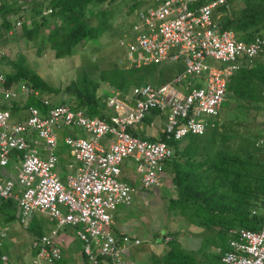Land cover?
<instances>
[{
    "label": "built area",
    "instance_id": "1",
    "mask_svg": "<svg viewBox=\"0 0 264 264\" xmlns=\"http://www.w3.org/2000/svg\"><path fill=\"white\" fill-rule=\"evenodd\" d=\"M141 1L147 6L139 11L132 33L120 41L129 65L182 64L185 70L159 87L115 91L107 98L112 112L109 119L90 118L66 105L50 107L46 115L30 106L26 117L15 119L12 102L19 93L8 87L0 67V199L18 203V218L26 228L37 213L49 216L58 228L73 227L89 264H100L101 258L114 264L123 261V247L114 236L113 213L120 206L130 205L136 193V188L122 179L125 164L133 163L143 188L161 186L165 163L174 155L167 141H184L215 127L232 77L264 49V38L248 44L235 33L220 29L214 14L230 0L204 4L201 2L205 0ZM1 48L0 40V55H4ZM212 62L225 66L218 68ZM196 81L207 85L197 87ZM25 92L39 95L34 90ZM43 102L50 106L47 99ZM154 111L165 117L162 135L166 141L152 142L138 136L139 127ZM66 128L81 130L88 138L65 137L80 169L64 183L56 171V149L58 132ZM106 138L111 141L108 148L102 143ZM257 145L264 147V139ZM15 153L20 163L16 178H4L2 171ZM258 213V209L253 211V215ZM261 214L264 217V211ZM230 234V249L222 258L223 264H264V224L258 230L232 229ZM5 235L0 232V237ZM55 235L53 232L33 240L31 264H59L63 255ZM3 261L8 260L3 257Z\"/></svg>",
    "mask_w": 264,
    "mask_h": 264
},
{
    "label": "trees",
    "instance_id": "2",
    "mask_svg": "<svg viewBox=\"0 0 264 264\" xmlns=\"http://www.w3.org/2000/svg\"><path fill=\"white\" fill-rule=\"evenodd\" d=\"M4 0L1 3V12L3 14L2 33L7 34L14 28L12 20L7 15L12 14L14 17L21 12L18 0L12 5ZM119 0H53L52 14L61 19L65 27L55 26L50 29V35L46 37L47 43L51 44L55 51L57 59L67 58L77 50L79 45L88 40H99L106 31V22L102 21L98 27L89 23L90 15L95 16L94 6L107 2L115 3ZM140 1V0H139ZM135 0L132 10L136 11L141 6V2ZM15 5V6H14ZM8 6H13L6 8ZM17 6V7H16ZM36 6V5H35ZM231 11L227 8H219L223 12L220 24L223 29L234 31L240 41L250 43L257 35H264V0H239L237 5L232 7ZM38 8L37 14L41 16L42 10ZM56 12H55V10ZM242 12V16L237 17V13ZM226 13V14H224ZM103 16H106L103 14ZM23 22L26 18H22ZM48 23L45 22V24ZM58 23V22H57ZM22 24H25L22 23ZM33 31L24 29V36L31 43L35 42L40 34V26L34 23ZM26 26V25H25ZM28 28V26L24 27ZM41 37V36H40ZM175 66V65H173ZM96 63H87L81 66L76 80L66 85V88L54 87L38 73L31 68L24 67L20 71V76H7V85L11 87L13 82L25 80L30 88L38 92V97L30 95L25 110L30 106L38 108L44 115L50 110V107L66 105L74 111L82 110L90 118L99 117L109 119L112 112L107 105L109 95H100L102 84L109 85L112 89L122 92H129L133 87L153 85L159 87L164 85L170 79L176 77L175 68L171 66L151 65L139 69H126L118 63L109 70L99 71L97 74ZM256 72L261 74V81L264 82V70L258 68V71H242V74L234 76L232 83L229 84L226 94V102L234 98L239 100L237 107L245 109L242 102L253 104L254 97L260 93L258 86L254 85L253 78L257 77ZM251 77V80H249ZM66 95V99L60 103H52L47 97L49 95ZM48 100L50 106H46L43 100ZM264 103V98L260 103ZM246 103V104H247ZM13 114L16 110L17 103L12 102ZM225 105V103H224ZM263 110L264 105H255L252 107ZM158 114L157 111L152 113ZM218 127L209 129L204 136H189V141L185 151L180 149L181 142L167 141L168 145L174 150V156L171 161L166 162V169L169 164L173 167V183L178 190V199L170 200L172 210L179 211L181 216L186 217L189 223L204 228L207 233L213 234L215 238L212 243H204L202 253L204 259H196L195 264H222V256L229 246L231 239L230 230L232 229H249L258 230L264 224V217L261 212L264 211V147L257 145L255 135L245 137L230 133L223 135L218 132ZM137 136V135H136ZM139 136V135H138ZM141 137V136H140ZM148 139L146 137H141ZM213 139L214 144H218L220 139L224 142L226 148H216L212 155L211 147L206 144V159L201 162L195 160L190 163V154L193 156L199 154V150H193L195 143L207 142ZM166 141L161 134L160 139L151 140L152 142ZM205 140V141H204ZM230 140H238L237 147L227 145ZM190 152V153H189ZM187 157L185 164L181 158ZM13 159L19 160L18 153H15ZM206 171L199 173L198 171ZM253 173L257 174V179H252ZM127 180V179H126ZM125 182L129 183L128 181ZM208 183V184H207ZM130 184V183H129ZM131 185V184H130ZM258 209V215H253V211ZM18 203L13 199H0V216L3 217V223L11 225L18 222ZM34 217V216H33ZM30 230L36 237L43 236V233L35 230L33 226ZM172 237L168 246L170 250L161 258L156 257L154 264H191L189 261L190 251L182 247L177 242L179 233H169ZM120 237V236H119ZM121 238V237H120ZM3 238L0 237V264H3L5 247ZM214 243V250L210 249V244ZM222 243H225L222 246ZM228 244V246H227ZM209 248H208V247ZM195 256V255H194Z\"/></svg>",
    "mask_w": 264,
    "mask_h": 264
},
{
    "label": "crops",
    "instance_id": "3",
    "mask_svg": "<svg viewBox=\"0 0 264 264\" xmlns=\"http://www.w3.org/2000/svg\"><path fill=\"white\" fill-rule=\"evenodd\" d=\"M11 1H12V3H14V1H17V0H11ZM24 1H27V0H18V4H22ZM39 1H41V0H31V1L28 0L27 2H31L30 5L32 7H35V9H36L37 5L44 4V2L38 3ZM137 1H139V0H137ZM208 1L209 0L202 1L201 4L207 3ZM238 1L239 0H230L228 6H222V7L227 8L226 11H231L233 9L232 7L233 6L235 7L237 5ZM3 2H4V0H0V4ZM52 2H53V0H47L45 3L46 4L47 3L52 4ZM139 2H141V6H140V8L137 9L138 11L136 10L137 14L135 17L134 24L137 21L139 11L147 6L141 0ZM1 6H0V8H1ZM222 7H220V8H222ZM31 9H33V8H31ZM51 9H53V8L49 7V8H47V10L44 9L45 12H43V14H41V16H39L36 12H34L39 17L44 19L46 22L47 21L51 22V26H47V23L46 24L44 23L42 25V23L36 21L37 18L33 19L32 17H31L32 21H30V25L28 26V28H24V27H26L25 24H22L24 22H18V23H21L20 26L22 27L19 39L23 41L22 37H25L24 36V29H28L29 31H33L32 29H33V27H35L34 23H36V22L39 24L40 28L45 26L46 27L45 30H46L48 27V30H49L48 34L43 36V37H45V39H46V37H48V35H50V29L54 28L55 26H62L63 23H61V19L58 16H56L55 22H53V24H52V18L49 15V12L52 14ZM218 9L214 14V20L216 21V23L218 24L220 29L222 31H230V32L235 33L234 31L223 29L222 25L220 24V19L222 17L223 12H219L222 10L220 9L218 11ZM0 12H1V10H0ZM55 12H56V10H55ZM44 14L47 16L46 17L43 16ZM224 14H226V13H224ZM51 16H54V14H52ZM15 17L17 18V21H22L21 19L25 18L26 16H25V14H23V12H19L18 15H15ZM2 23H3V21H2ZM18 23H17V25H18ZM134 24H133V26H134ZM64 26H65V24H64ZM133 26H132V30H133ZM13 32L14 31H10L9 33L13 34ZM131 33H132V31L129 34H131ZM129 34H126V35H129ZM259 37L264 38V35H261V34L257 35L255 37V39L253 41H251L250 43L254 42ZM88 41H91V40H88ZM29 42L30 41H28V43ZM84 43H82V45L80 47L83 48ZM250 43H248V44H250ZM23 44H24V45H22L23 48H25V47L31 48L30 46H32L34 49H37L38 53L44 51L45 49L47 52H55L54 49H52L51 44L47 43L45 40H42V41L40 40V42H38V43L33 42L32 45H30V44L27 45V43H23ZM42 46H44L43 50H42ZM3 48H1V49L3 50L4 55H0V67L3 69V71L6 73L7 76H12V77L20 76V72H22L20 70L24 67H27L26 62H28L27 61L28 58L26 56L18 55L16 60L11 61L8 58L9 55L7 57L6 49L4 50ZM24 57H25V59L22 60ZM68 57H70V56H68ZM263 58H264V49L253 60V62L251 64H249V63L246 64L235 75H237V74L240 75V74H242V71H245V70L258 71V68L261 70H264V59ZM55 59H56V55H55ZM21 62H23V63H21ZM120 63H122V61ZM124 63L126 65L125 66L126 69H132L133 68L129 65L130 62H129L128 57ZM213 63L214 62H212L211 64L215 67H218V68H223L225 66L224 64H221V63H220V65H214ZM173 65H175V66H173ZM162 66H165V67L171 66V67L175 68L176 75H178L179 73H183L185 70V67L182 64H162ZM143 67H148V66H143ZM143 67H140V68H143ZM134 69H139V68H134ZM256 74H257V77L253 78V80H254L253 84L254 85L256 84L257 86L258 85H264V82L261 81V79H260V77L262 75L259 74L258 72H256ZM234 76L232 77L230 83H232ZM174 78L170 79L168 82L172 81ZM249 80H251V77H249ZM149 85H151V84H149ZM195 85L197 87H203L204 88V87H206L207 84H206V82H203V81H196ZM11 87L15 88L19 93L18 99L13 101V103H17L16 110H14V117H15V119L18 118L17 114L20 115L19 117H22V118L26 117V111L24 112V114H23V111L25 110V105L28 102L29 93H26L25 90L26 89L33 90V89L30 88L28 86L27 82L23 79L19 80L17 82H13ZM109 88L111 89V93L108 95H112L115 91H117L116 89H112L110 86H109ZM258 89H259L260 93L257 95V97H254V101L258 105H264V103H262V102L260 103L261 99L264 98V87L258 86ZM231 95H232L233 99L227 101V102H229L228 108H231L230 112H228L229 115L237 117V116L243 115L242 110H247V111L253 110V108L247 106V104H249L250 106L253 107L255 105V102L253 104H250L247 102H246L247 103L246 104L245 102H242V105L245 106V109H243V107H241L242 109H240L237 107L239 100L237 98H234L233 93H231ZM232 103H235L234 104L235 108H234V106H232ZM225 108H226V105H224L219 116L216 117L217 118L216 120L221 122V123L217 124L213 128V129H215L216 127H218L217 130L219 133L221 132V129H219V127L222 125V123H224V127H226L227 124H225V123L230 120V119H228L227 115L224 118L225 119L224 122L222 120V112L224 111ZM234 109L238 112L237 114H235ZM164 125H165V118L164 117L156 114L152 118V115H150V117L139 127L137 132H138L139 136L146 137V138H148V140L160 139ZM233 134H235V133H233ZM68 135L88 138V135L81 130L66 128V129H63V130L58 132V146L56 149V154L59 158V161L57 164L56 171H57V174L59 175L61 181L64 183L67 182L68 177L77 175V173L79 172V169H80V164L74 159V157L72 156V154L70 152V149L65 144V137ZM254 135L257 137V141H256L257 143L259 142V140H263L264 139V125L256 126ZM35 141L39 142L40 149L45 153V147L42 145L41 141H39L37 138L35 139ZM212 142H213V139H210L209 141H207V144L212 143ZM102 143L104 144V146L106 148H108L111 141L106 138V139L102 140ZM182 143H184V141L181 142V144L179 146L181 150L184 149V151H185L187 148H190V146H188L189 141L186 142V145H182ZM195 145L196 146L193 147V150H195V151L199 150V154L195 155V156L190 154V159H189L190 163H192L194 160L196 162H201V161L206 159V151L204 149L207 146L206 147L202 146V142H199V141H197L195 143ZM214 145H216V144H214ZM181 159H182L181 162L183 164H185L187 157L181 158ZM19 166H20L19 160L12 159L10 164L5 169H3V171H2L3 177L4 178L15 177L17 174V168ZM128 167H129V164L127 162L124 166V169H123V176H124L125 171ZM134 171L137 174L135 168H134ZM165 171H166L165 172L166 174H165L164 180L166 178V181H167L168 178H170V179H172V182H173V178L175 175L173 172V167L169 164V166L167 167V169ZM204 171H206V168H204V170H200L198 172L202 173ZM128 181L131 185L136 187V193L133 195L134 197L132 200V203H133V201H134V203L133 204L131 203L128 206H125V205L120 206L113 213V220H114L113 229H115L117 234L121 237L120 244L124 250V257H123V261L121 264H154V259L156 257H158V258L164 257L168 253V251L170 250V246H168L167 244L170 240H172L171 239L172 237H170V236L168 237V235H170L169 233H179L180 234L178 239H175V240H177V242L180 243L183 248L188 249L190 251L189 261L191 264H195V261L197 259H199V260L204 259L205 255L202 253L203 244L204 243H212L214 241V239H208V237H207V239L201 238L200 234L202 235L203 233H201L200 231H197V229L198 230H205V229L197 227V226L189 223L188 220L186 219V217L180 215L179 211L172 210L171 204L169 202L172 199H170L168 201L169 203L164 202V207L161 208V206H159L163 210V212H162V214H159L156 217V214L155 215L152 214L153 212L156 213V211H153L150 213V211L153 210L151 205H150L152 200L150 202H145L143 200L145 198V194H148V192H149L148 190H151V189H145L142 187L141 179H140L138 174H137V176H134L133 178H131ZM165 190H163V192H162L160 189H158V193L159 194H162V193L165 194V192H164ZM174 191L177 192V197L175 199H178L177 187L174 188ZM167 193H169L168 189H167ZM135 205H138V206L136 208H134ZM130 207H131V210H128ZM123 208H127V209H123ZM168 212L170 213L169 221H168V223H165V227H163L161 225V221H162V219L166 221V217H167ZM17 214H18V212H17ZM152 220L154 222H157V223H155L154 226L152 224ZM16 225H18L17 222L14 224V226H16ZM33 226L35 227V230L40 231L41 233H43V235H46V236L52 235L53 232H56L55 239H56L58 246L62 249V255H63V258L60 260L59 264H89L88 260L85 257L84 251H83V245L80 242V240L77 238L76 231L73 227L68 226V227L58 228L56 225V222L53 219H51L49 216H47L45 214H41V213H37L32 218L31 228ZM28 229L30 230V227ZM160 235H162V236L165 235V236H164V238H162V237H160ZM145 236H148V237H145ZM125 238H129V242H124ZM166 238H169V239H166ZM137 241H139L140 243L137 244L136 243ZM224 244L225 243H222V246ZM228 244H227V246H228ZM226 248H228L227 250L229 251V249H230L229 246ZM31 250H32V244H31ZM212 250H214V248H212ZM33 257H34V251L32 250L31 261L33 260ZM146 260H147V263H146ZM100 264H114V263L112 261H110L109 259H104L103 262Z\"/></svg>",
    "mask_w": 264,
    "mask_h": 264
},
{
    "label": "rangeland",
    "instance_id": "4",
    "mask_svg": "<svg viewBox=\"0 0 264 264\" xmlns=\"http://www.w3.org/2000/svg\"><path fill=\"white\" fill-rule=\"evenodd\" d=\"M28 1V0H27ZM24 1L22 4H18L19 6H23L21 8V12L25 14V18L27 19L25 22L26 26L30 25L31 17L34 19L37 18L36 21L42 23V25L46 22L44 19L39 17L37 14L38 8H41L39 10L44 9L47 10V8L51 7L52 4L45 3L47 0H41L40 2H44V4L37 5L36 9L35 7H32L30 5L31 2ZM31 1V0H30ZM137 1V0H136ZM18 2V1H17ZM7 3H10L12 5V1L8 0ZM135 5V0H119L115 3H104V4H96L93 8L95 11V16L90 15L89 23L93 26L98 27L101 25L102 21L106 22V31L102 35V37L99 40H93V41H86L83 44V48L78 46L79 48L75 50V52L71 55V57H65L60 59H55V52H47L46 49L40 53H38L37 49H34L32 46L31 48L25 47L23 48V43H27L32 45L31 42L28 43L27 38L22 37L23 41L19 39V36L21 34V26L19 27L17 25L18 21L17 18L10 14L7 15L10 20H12V24L14 28L10 31H14L12 33L4 34L2 33L3 26V14L0 12V40H1V47L5 50L7 57L9 55V59L16 60L18 55L26 56L28 59L26 62L27 67L31 68L32 71L38 73L41 75L44 79H46L51 85L54 87H60L61 89L66 88V85L70 84L73 80L76 79L77 74L79 73L81 66L86 65L87 63H96L97 65V74L99 75V71L101 70H109L112 68L113 65L118 63L121 67L126 66L125 61L127 60V52L126 48L120 45L121 39L126 35L129 34L132 31V26L135 21V17L137 14V11L132 10ZM1 6V4H0ZM15 6V5H14ZM31 6V7H30ZM6 7V6H5ZM13 7L8 6L7 9ZM17 7V6H16ZM33 8V9H31ZM106 15V16H103ZM50 17L52 18V24L55 22L56 15L51 16L52 14L49 12ZM47 16V15H43ZM242 16V12L237 13V17ZM47 26H51V22L47 23ZM62 27L64 26V23L62 24ZM45 26L40 28V34L35 42H40L45 37L44 35L48 34V27L45 30ZM55 28V27H54ZM53 28V29H54ZM16 30V31H15ZM41 35V37H40ZM43 38V39H42ZM26 45V46H27ZM33 48V49H32ZM44 49V46H42V50ZM82 50V51H81ZM25 57L22 59L24 60ZM262 59V58H261ZM264 59V58H263ZM122 61V63H120ZM23 63V62H21ZM214 65H220V63L214 62ZM111 93V89L107 84H102L100 89V95H108ZM52 103H60L61 100L66 99V95L60 94V95H49L47 97ZM235 103H232V106H234ZM226 108L222 112V120L224 122V118L227 115L229 121H227L225 124L226 127H224V123L219 127L221 129V134L223 135H230V133H235V135H238L239 137H249L254 135L255 128L258 125H264V109L263 110H242L243 115L240 116H231L228 112H230L231 108H228L229 102H225ZM235 108V106H234ZM25 110L23 111L24 114ZM235 114L238 112L234 109ZM20 115L17 114V117ZM219 143L216 144V148H226L224 146V142H222L220 139ZM205 141V140H204ZM186 142L188 140L184 141L182 145H186ZM207 142H202V146H205ZM227 145L237 147L238 140H230L227 142ZM211 147L212 152H210L212 155L214 150V141L210 143L208 146ZM129 167L126 169L125 174L123 176V179L130 180L134 176H137V174L134 171L133 163L128 161ZM17 175V174H16ZM257 174L253 173L252 179H257ZM12 178H16L12 177ZM126 180V181H128ZM129 182V181H128ZM176 185L172 182V179L168 178L166 181L163 179V183L161 186L148 190V194H145V198L143 199L145 202H150L151 200V207L153 210L150 211H156L152 214L156 217L159 214H162L163 210L161 209L164 207V202L169 203L168 201L170 199H175L177 197V192L174 191V188ZM166 190H165V189ZM158 189H160L162 192L165 190V194H159ZM167 189L169 190V193H167ZM134 197V196H133ZM134 203V201H133ZM132 203V204H133ZM138 205H135L134 208H136ZM161 206V208L159 207ZM127 209V208H123ZM131 210V207L128 209ZM19 214V213H18ZM170 213L168 212L166 221L162 219L161 225L165 227V223H168L169 221ZM19 217V216H18ZM3 217L0 216V231L5 230L7 233V236L5 235V238L3 237V245L5 247V253L3 257L7 258V262L3 261V264H31L32 259V250H31V244L33 243V240L36 238L34 233H32L28 228L23 226L18 219V222L16 226L11 223V225H6L3 223ZM175 222V221H174ZM155 223L152 220L153 226ZM202 235L200 234L201 238L208 239L209 238H215L213 234L207 233L205 230H198ZM117 232L114 229V236L117 237ZM165 236V235H164ZM164 236L160 235V237L164 238ZM199 236V237H200ZM148 237V236H145ZM197 237V236H196ZM200 238V239H201ZM169 239V238H166ZM141 240V239H140ZM143 240V239H142ZM141 247V246H140ZM209 248V247H208ZM214 248V243L210 245V249ZM228 251V250H226ZM161 258V257H160ZM147 263V260H146Z\"/></svg>",
    "mask_w": 264,
    "mask_h": 264
},
{
    "label": "clouds",
    "instance_id": "5",
    "mask_svg": "<svg viewBox=\"0 0 264 264\" xmlns=\"http://www.w3.org/2000/svg\"><path fill=\"white\" fill-rule=\"evenodd\" d=\"M170 82H171V81H170ZM168 83H169V82H168ZM145 86H146V85H145ZM138 87H139V86H138ZM133 88H134V87H133ZM131 89H132V88H131ZM131 89L129 90V92L131 91ZM117 91H119V90H117ZM120 92H122V91H120ZM129 92H128V93H129ZM109 96H110V95H109ZM106 101H107V100H106ZM225 102H226V97H225V101H224V103H225ZM224 103H223V106H222L221 110H222L223 107H224ZM221 110H220V113H221ZM151 115H152V114H151ZM158 115H159V113H158ZM159 116H160V115H159ZM149 117H150V115L148 116V118H149ZM162 117H164V116H162ZM148 118H147V119H148ZM164 118H165V117H164ZM147 119H146V120H147ZM210 119H212V118H210ZM146 120H145V121H146ZM220 123H221V122H218L217 124H220ZM217 124H216V125H217ZM213 128H214V127H213ZM213 128L210 127L209 129H213ZM209 129H208V130H209ZM208 130H207V131H208ZM207 131H206V133H207ZM206 133H205V134H206ZM161 134H162V133H161ZM205 134H204V135H205ZM200 136H203V135H198V137H200ZM186 139H187V138H186ZM186 139H185L184 141H186ZM180 142H183V141H180ZM173 151H174V150H173ZM173 156H174V155H173ZM172 158H173V157H172ZM169 161H171V160H169ZM165 170H166V164H165ZM165 172H166V171H165ZM165 174H166V173H165ZM164 177H165V175H164ZM122 178H123V177H122ZM123 181H124V180H123ZM132 186H133V185H132ZM135 188H136V187H135ZM156 188H157V187H156ZM153 189H154V188H153ZM66 227H67V226H66ZM1 231H4L5 234H6V236H7V233H6L5 230H1ZM1 231H0V232H1ZM4 238H5V237H4ZM117 238H118L119 240H121V238L119 237V235H117ZM85 257H86V256H85ZM222 258H223V257H222ZM86 259H87V258H86ZM101 259H102V262H103L104 259H108V258H101ZM109 260H110V259H109ZM110 261H111V260H110ZM31 262H32V261H31ZM222 264H223V263H222Z\"/></svg>",
    "mask_w": 264,
    "mask_h": 264
}]
</instances>
